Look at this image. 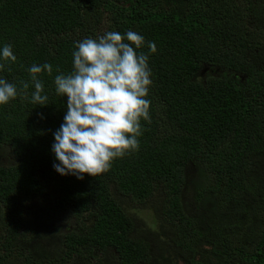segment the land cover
Segmentation results:
<instances>
[{
  "label": "trees",
  "instance_id": "1",
  "mask_svg": "<svg viewBox=\"0 0 264 264\" xmlns=\"http://www.w3.org/2000/svg\"><path fill=\"white\" fill-rule=\"evenodd\" d=\"M128 30L153 81L139 148L60 175L54 77L76 42ZM5 44L17 59L0 76L18 93L34 90L31 65L53 70L37 74L47 105H0V264H264V0H0Z\"/></svg>",
  "mask_w": 264,
  "mask_h": 264
},
{
  "label": "clouds",
  "instance_id": "2",
  "mask_svg": "<svg viewBox=\"0 0 264 264\" xmlns=\"http://www.w3.org/2000/svg\"><path fill=\"white\" fill-rule=\"evenodd\" d=\"M144 43V37L132 30L123 34L107 31L95 39L85 37L76 42L72 71L54 77L56 94L66 97L63 122L53 132L51 145L56 161L53 168L60 175L77 179H83L84 174L95 176L108 171L113 159L138 150L140 121L150 120L151 101L146 97L153 83L148 54L137 51ZM147 47L151 53L156 51L152 41ZM16 59L10 44L0 47V61ZM4 67L0 62V71ZM27 70L34 88L30 97L27 82H22L18 93L14 83L0 76V105L18 94L33 104L47 105L48 95L37 74L44 71L51 75L53 66L45 62Z\"/></svg>",
  "mask_w": 264,
  "mask_h": 264
},
{
  "label": "rangeland",
  "instance_id": "3",
  "mask_svg": "<svg viewBox=\"0 0 264 264\" xmlns=\"http://www.w3.org/2000/svg\"><path fill=\"white\" fill-rule=\"evenodd\" d=\"M3 158H1L0 160L2 161V162H4L5 160H6V158H5V156H4V154H3V156H2ZM45 181H46V179L45 180H43V185L45 184ZM47 190H49V189H47ZM50 197H52V195H50ZM44 200L45 199H47L48 198V196H47V194H46V196H44V197H42ZM43 199H38V201L40 202V204L42 203V201H43ZM38 201H37V204H38ZM28 204H30V203H28ZM36 204V205H37ZM42 205H45V203H43ZM38 206H39V204H38ZM25 210L27 211L28 209L27 208H25ZM143 218H149V214L146 212V211H143ZM54 220H52V222H57V218H53ZM57 223H59V224H61L60 222H57ZM29 234L27 233V236H28ZM44 247L46 246V248H44V250H46V251H50L51 250V247L52 246H54V243L52 242H50V243H48V244H46V245H43ZM9 260L11 261V263L12 264H21V263H19L20 261H19V259L18 258H14L13 260L11 259V258H9ZM47 264H49V263H47ZM71 264H82L81 263V259H76V261H75V263H71Z\"/></svg>",
  "mask_w": 264,
  "mask_h": 264
},
{
  "label": "flooded vegetation",
  "instance_id": "4",
  "mask_svg": "<svg viewBox=\"0 0 264 264\" xmlns=\"http://www.w3.org/2000/svg\"><path fill=\"white\" fill-rule=\"evenodd\" d=\"M5 163L7 164V163H9V162L5 160ZM90 264H95V263H94V262H92V263H90Z\"/></svg>",
  "mask_w": 264,
  "mask_h": 264
}]
</instances>
